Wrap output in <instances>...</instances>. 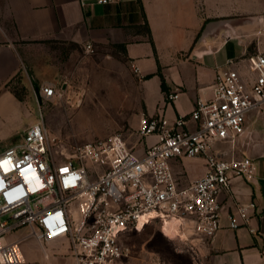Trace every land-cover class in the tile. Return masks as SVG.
Segmentation results:
<instances>
[{"label":"built area","instance_id":"1","mask_svg":"<svg viewBox=\"0 0 264 264\" xmlns=\"http://www.w3.org/2000/svg\"><path fill=\"white\" fill-rule=\"evenodd\" d=\"M80 2L110 5L116 0ZM85 51L95 53L92 44ZM229 65L217 72L212 99L200 100L189 115L172 122L162 113L142 116L141 154L121 135H112L78 147L63 161L54 157L43 122L28 127L19 143L0 153V264H24L21 245L27 238L41 244L67 241L78 264H131L133 252L122 237L153 223L178 241V252L203 264L193 241L216 237L221 197L232 192V180L252 182L257 175L253 159L228 157L216 146L235 147L245 134L247 116L253 111L264 115V53L247 58V71ZM39 94L46 99L57 95L52 85ZM178 98V93L166 95L168 103ZM194 159L204 160L206 174L182 186L173 165ZM252 208L238 206L229 215L230 228L249 226ZM167 226L174 230L166 233ZM23 230L25 237L17 238Z\"/></svg>","mask_w":264,"mask_h":264},{"label":"crops","instance_id":"2","mask_svg":"<svg viewBox=\"0 0 264 264\" xmlns=\"http://www.w3.org/2000/svg\"><path fill=\"white\" fill-rule=\"evenodd\" d=\"M88 44L95 53L120 48L119 53L138 68L134 72L141 81L143 115L162 113L172 122L189 115L200 100L212 99L218 71L230 63L247 71V58L264 53V0H116L110 5L0 0V145L12 135L6 124L10 114L21 110L22 103L30 106L28 97L16 95L13 84L20 80L29 94L26 78L31 77L33 93V87L48 80L44 72L56 67L49 64L53 60L49 46L71 47L66 50L73 53L72 47ZM32 58H37L36 64ZM163 79L168 94H179L176 101L167 102ZM253 117L251 112L245 120V134L238 141L244 146L240 152L264 159V120L255 130ZM184 161L173 165L182 186L206 174L204 160ZM193 162H203V170L193 171ZM221 203L223 216L216 237L208 243L193 241L202 263L264 264V166L252 182L233 179L232 192L223 195ZM250 205L254 208L249 211V226L231 229L229 215H235L238 206ZM26 240L39 252L25 256L24 264H78L65 240L49 244Z\"/></svg>","mask_w":264,"mask_h":264},{"label":"rangeland","instance_id":"3","mask_svg":"<svg viewBox=\"0 0 264 264\" xmlns=\"http://www.w3.org/2000/svg\"><path fill=\"white\" fill-rule=\"evenodd\" d=\"M5 26L8 24L5 23ZM54 47L49 46L48 52L53 59L49 64L56 67L44 72H47V81L33 87L32 93L30 86H33V80L26 78V83L30 85L29 94L20 80L13 84L12 88L19 97H28L30 106L26 108V104L22 103L21 110L10 114L6 124L12 135L0 145V151L19 143L25 128L40 121L50 133L53 155L59 160L65 161L80 146L112 135H121L131 148L140 150L144 146L138 134L139 122L144 114L141 81L124 55L119 53L120 48L107 47L88 54L84 47H72L73 53L66 50L71 47ZM31 62L36 64L37 58H32ZM47 85L56 89L55 97H41L39 91ZM255 113L252 112L251 126L259 130L264 115L256 116ZM216 147L223 148L228 157L253 159L257 170L264 166V159L252 153L240 152L244 148L241 140L235 147L229 144ZM203 165V162H193L192 169L202 171ZM25 233L23 230L16 235ZM122 238L132 249L134 258L131 264H157L159 261L195 264L190 254L188 256L177 251L178 241L166 237L159 223L150 224L141 232H129ZM21 248L25 256L39 252L35 246H30L28 240L22 243Z\"/></svg>","mask_w":264,"mask_h":264},{"label":"trees","instance_id":"4","mask_svg":"<svg viewBox=\"0 0 264 264\" xmlns=\"http://www.w3.org/2000/svg\"><path fill=\"white\" fill-rule=\"evenodd\" d=\"M148 31H149V29H148ZM147 78H149V77H147ZM162 89L164 90V91H166V93L168 94V90H167V88H166V85H165V81H164V79H163V81H162ZM16 95L19 97V95L16 93Z\"/></svg>","mask_w":264,"mask_h":264},{"label":"bare ground","instance_id":"5","mask_svg":"<svg viewBox=\"0 0 264 264\" xmlns=\"http://www.w3.org/2000/svg\"><path fill=\"white\" fill-rule=\"evenodd\" d=\"M143 227H145V225H143L142 228H143ZM172 230H174L173 227H172V228H169V227L167 226V227L165 228V232H166V233H171Z\"/></svg>","mask_w":264,"mask_h":264}]
</instances>
